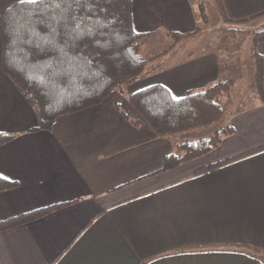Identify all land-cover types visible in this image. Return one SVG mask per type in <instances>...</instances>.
Segmentation results:
<instances>
[{"label":"crops","instance_id":"0c3cea01","mask_svg":"<svg viewBox=\"0 0 264 264\" xmlns=\"http://www.w3.org/2000/svg\"><path fill=\"white\" fill-rule=\"evenodd\" d=\"M20 0H0V13ZM226 16L264 11V0H222ZM138 32H186L198 18L189 0H132ZM262 97L230 111L235 133L210 153L150 174L177 140L155 136L127 94L154 83L175 97L218 76L213 53H192L160 73L113 91L100 103L29 131L36 116L0 68V220L72 201L35 221L0 232V264H264V148L213 170H194L264 145ZM191 52V51H190ZM128 111L139 123L125 117Z\"/></svg>","mask_w":264,"mask_h":264},{"label":"trees","instance_id":"16d2710c","mask_svg":"<svg viewBox=\"0 0 264 264\" xmlns=\"http://www.w3.org/2000/svg\"><path fill=\"white\" fill-rule=\"evenodd\" d=\"M189 2L196 17L207 22L206 7L210 0ZM210 7L225 23L219 39L223 45L237 41L245 32V24L264 16L263 11L233 20L226 16L222 0H212ZM203 29L204 26L196 25L186 32L165 30L162 35L170 39L169 43L145 57L144 44L160 31L134 29L132 0H38L37 3L20 0L0 13V68L36 116L37 124L29 131H46L59 116L96 105L115 90L123 92L146 76L150 63ZM251 37L254 89L262 97L263 60L257 44L264 41V24L253 30ZM191 54L192 51L188 56ZM235 80L234 75L217 77L201 87L187 89L180 97L173 96L161 83L127 94L129 104L155 136L177 139L151 175L206 155L235 133L228 122L215 128L233 103ZM123 114L133 123H139L128 111L123 110ZM212 128L207 136L180 137L185 132L204 133ZM16 135L0 131V145ZM262 148L264 145L200 167L192 174L213 170ZM17 185V181L0 176V191ZM71 203H55L2 219L0 232L35 221Z\"/></svg>","mask_w":264,"mask_h":264},{"label":"rangeland","instance_id":"374dc122","mask_svg":"<svg viewBox=\"0 0 264 264\" xmlns=\"http://www.w3.org/2000/svg\"><path fill=\"white\" fill-rule=\"evenodd\" d=\"M211 2L212 0H210V3H207L206 7L208 13L207 22H203L198 15L197 25L204 26V29L198 35L181 41L173 51L164 57L150 63L147 68L148 73L145 77L148 78L155 73H160L166 63H174L179 60L184 61L190 51L197 56L199 54L206 55L207 53H214L217 57L219 68L217 76L225 78L229 75H234L236 77L232 92L233 103L229 106L221 121L215 126V128H221L227 123L231 110L249 104L251 105L255 102L252 94L254 92V66L250 57V48L252 45L251 32L264 24V16L245 24V32L237 41L223 45L219 39L225 23L222 22L219 14L212 10L210 7ZM169 41L170 39L162 34L153 36L144 44L143 55L149 57L155 54L164 48ZM212 130L213 128L204 133L200 130H194L192 132H185L180 137H192L193 139L199 136H207L211 134Z\"/></svg>","mask_w":264,"mask_h":264},{"label":"snow or ice","instance_id":"6c2138e0","mask_svg":"<svg viewBox=\"0 0 264 264\" xmlns=\"http://www.w3.org/2000/svg\"><path fill=\"white\" fill-rule=\"evenodd\" d=\"M28 3H37L38 0H27Z\"/></svg>","mask_w":264,"mask_h":264}]
</instances>
